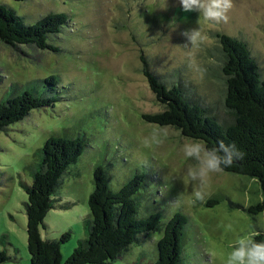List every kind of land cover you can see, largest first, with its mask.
<instances>
[{"label": "rangeland", "instance_id": "374dc122", "mask_svg": "<svg viewBox=\"0 0 264 264\" xmlns=\"http://www.w3.org/2000/svg\"><path fill=\"white\" fill-rule=\"evenodd\" d=\"M0 1L27 24L50 13L68 15L61 33L49 40L58 51L0 41V100L15 83L51 75L61 88L54 105L34 109L0 129V251L10 257L0 264H31L23 185L32 184L36 152L51 136L87 140L83 154L62 176L42 228L45 239L71 232L62 244L63 260L85 237V220L92 217L88 200L95 187L94 167L100 161L114 190L135 170L145 169V185L137 195L139 217L163 213L161 230L140 235L111 264H155L163 227L177 211L188 217L181 264H225L237 237L264 231V214L247 210L263 198L256 178L225 170L210 173L204 178L205 198L195 199L201 185L188 175L195 162L183 152L194 138L143 118L164 106L140 59L144 53L151 71L168 84L181 80L191 100L227 123L233 115L225 106L224 55L217 33L245 41L264 79V0H233L228 21L212 29L198 13H185L180 0H166L164 8L162 0ZM193 29L206 38L189 40L185 33L191 35ZM216 196L218 204H205Z\"/></svg>", "mask_w": 264, "mask_h": 264}, {"label": "trees", "instance_id": "16d2710c", "mask_svg": "<svg viewBox=\"0 0 264 264\" xmlns=\"http://www.w3.org/2000/svg\"><path fill=\"white\" fill-rule=\"evenodd\" d=\"M67 23L68 15L56 12L27 24L0 1V41L13 47L35 45L58 51L49 40L61 33ZM217 36L224 55L225 106L233 118L222 122L214 111L191 100L181 80L169 84L161 80L151 71L146 55L141 53L142 71L157 101L164 106L159 112L144 113L143 118L155 124L174 126L182 135L201 140L208 148L220 141L235 143L245 153L244 159L225 171L258 179L263 198L247 210L253 215L264 214V79L245 41L226 33H217ZM12 87L0 100V129L23 120L34 109L54 105L61 89L56 75L25 84L15 83ZM86 147L87 140L83 136L59 135L49 137L36 152L39 161L32 168L33 182L23 185L28 196L25 207L31 264H111L138 242L140 235L159 231L163 226L161 211L139 217L140 196L137 195L144 188L146 170H135L120 189L114 190L100 161L94 167L95 187L88 200L92 217L85 220V237L78 240L71 255L63 260L62 244L70 239L71 232H64L58 239H45L42 228H46L45 218L55 206L54 195L62 176ZM219 202L216 196L205 204L213 206ZM187 223L188 217L177 211L165 224L163 236L157 242L155 264H181ZM258 233L256 239L264 240V231ZM8 259L6 251H0V263Z\"/></svg>", "mask_w": 264, "mask_h": 264}, {"label": "clouds", "instance_id": "9594fccd", "mask_svg": "<svg viewBox=\"0 0 264 264\" xmlns=\"http://www.w3.org/2000/svg\"><path fill=\"white\" fill-rule=\"evenodd\" d=\"M166 7V0H162ZM185 13H198L209 29L226 23L228 12L233 7V0H180ZM189 40L195 42L206 38L200 29H193L191 35L185 33ZM185 157L195 162L188 169L193 182L201 187L193 195L197 200L205 198L203 190L204 178L210 173H219L231 167L236 161L243 160L245 153L235 143L225 144L220 141L215 147L208 148L198 140L192 139L183 146ZM258 232L242 234L231 244L225 264H264V240H257Z\"/></svg>", "mask_w": 264, "mask_h": 264}]
</instances>
